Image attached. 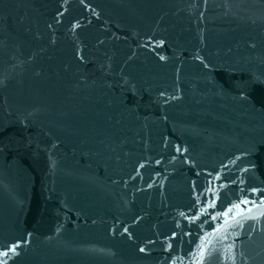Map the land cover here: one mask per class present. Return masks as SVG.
Wrapping results in <instances>:
<instances>
[{
  "label": "water",
  "instance_id": "1",
  "mask_svg": "<svg viewBox=\"0 0 264 264\" xmlns=\"http://www.w3.org/2000/svg\"><path fill=\"white\" fill-rule=\"evenodd\" d=\"M0 264H264V0H0Z\"/></svg>",
  "mask_w": 264,
  "mask_h": 264
}]
</instances>
